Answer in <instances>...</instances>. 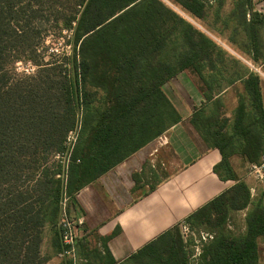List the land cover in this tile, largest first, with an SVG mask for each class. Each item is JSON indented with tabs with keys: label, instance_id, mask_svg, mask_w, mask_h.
Instances as JSON below:
<instances>
[{
	"label": "trees",
	"instance_id": "trees-1",
	"mask_svg": "<svg viewBox=\"0 0 264 264\" xmlns=\"http://www.w3.org/2000/svg\"><path fill=\"white\" fill-rule=\"evenodd\" d=\"M169 1L198 20L206 18L208 0ZM76 5L75 14V0H0V264H48L59 256L64 196L77 206L79 191L181 122L163 88L186 71L206 88L207 102L240 80L246 95L232 122L220 119L218 100L215 112L208 115L201 107L191 118L207 147L222 155L215 174L235 182L184 221L193 234L209 236L196 262L259 264L264 192L252 199L230 162L234 156L250 164L264 159L259 75L227 59L218 44L161 0H77ZM221 8L219 2L217 19ZM253 11V0H237L228 21L237 22L235 33L240 27L246 35L243 53L264 65V15ZM74 23L72 58L38 65L31 77L15 74L13 63L27 52L40 57L37 40L48 27L71 29ZM230 41L238 44L234 37ZM76 128L77 142L65 166L66 138ZM245 210L246 230L234 234L230 217ZM47 229L50 253L45 254ZM107 240H102L105 255L92 254L103 264H117ZM194 242L195 237L184 240L179 224L122 264H192L188 246ZM87 245L82 236L77 251Z\"/></svg>",
	"mask_w": 264,
	"mask_h": 264
},
{
	"label": "crops",
	"instance_id": "crops-1",
	"mask_svg": "<svg viewBox=\"0 0 264 264\" xmlns=\"http://www.w3.org/2000/svg\"><path fill=\"white\" fill-rule=\"evenodd\" d=\"M253 8L254 13L264 15V0H253ZM228 19L222 22L221 31L226 39L219 42L243 62L235 60L239 66L259 75L264 107V65L243 53L241 45L248 43L246 35L240 27L235 33L237 22ZM247 19L249 22L251 13ZM225 23L230 24V32ZM260 32L264 39V26ZM231 37L238 44L231 42ZM195 83L184 72L166 84L164 92L180 114L181 122L79 191L74 197L77 206L70 201V216L82 222L79 238L86 236L88 241L86 249L76 250V264H86L88 259L93 264H103L92 253L97 250L101 256L105 255L102 241L105 239L115 262L125 263L235 185L234 181H222L215 174L214 167L221 162L222 155L219 150L208 148L191 125L195 109L204 101ZM230 162L236 176L250 188L252 199L263 193L264 182H257L249 172L250 163L241 156L232 157ZM247 212L241 211L236 216L241 214L244 220ZM228 227L234 234L246 230L244 222L239 228L231 224ZM258 254L259 264H264V236L258 239ZM59 262L56 257L48 264Z\"/></svg>",
	"mask_w": 264,
	"mask_h": 264
},
{
	"label": "rangeland",
	"instance_id": "rangeland-1",
	"mask_svg": "<svg viewBox=\"0 0 264 264\" xmlns=\"http://www.w3.org/2000/svg\"><path fill=\"white\" fill-rule=\"evenodd\" d=\"M166 6H168L170 9H172L174 12H176L180 17L184 18L187 22L192 24L195 28L198 30L202 31L206 36H208L210 39H212L218 46L226 52V57L227 59L231 60H238V58L234 57L230 52H228L224 47L221 45L219 41L222 40V38L226 39L224 35H226L223 31L222 28V22L225 20V18H230V15L234 9L235 3L237 0H208V9H207V14L206 18L204 20H198L191 16L189 13L178 7L177 5L173 4L169 0H161ZM219 2H222V8L220 9V16L223 17V19L220 17L217 19L215 17V10L219 8ZM77 0H75V14L76 10H78L77 7ZM69 6V8L74 7V4L68 3L66 4ZM67 14H70V11H68ZM76 26V23L72 25L71 29H57V28H52L48 27L47 32L44 34L43 40H37L39 43L37 46V54L40 55V57H31L30 56V51L27 52L25 55L22 56V58L19 61H15L13 63V70L15 74H17L18 77H31L36 75V73L39 70L38 65H47L53 61H62L64 58H72L74 56V29ZM225 27V26H224ZM227 32H230L232 28L230 27V24L228 27ZM218 32H221L222 34H218ZM231 35H228L230 37ZM217 38V39H216ZM219 39V40H218ZM66 61V60H65ZM239 62L243 63L242 61L238 60ZM67 62V61H66ZM66 68H71V64L68 63L65 65ZM34 68V72H32V69ZM237 70V69H235ZM186 73L190 76V78L195 79V85L203 96V92L206 90V88L202 85L201 82H199L198 77L195 76L193 71H186ZM198 85V86H197ZM226 87V86H225ZM206 92V91H205ZM211 94V91L209 92ZM215 95V93H214ZM245 91H244V80L238 81L236 84L231 86L228 90H224L221 94H219L214 101L207 102L204 101L202 102L201 106L198 108H204L206 111V114H212L213 112L216 111L217 106L214 104L217 100L219 101L220 104V110H217L219 112V116L221 120H227L228 122H232L235 118V113L236 110L239 106V103L241 100L245 98ZM218 104V106H219ZM196 108V109H198ZM195 109V110H196ZM219 124V122H218ZM75 147V146H74ZM57 160L61 158H56ZM257 167V169H254L253 167ZM263 166V175H264V159H261L259 163L256 164H251L249 167V172L254 175L255 180L257 182H264V179H260L258 177L259 173V168ZM264 192V191H263ZM263 194V193H262ZM262 194H258L255 200L259 199ZM71 200H69L70 203ZM69 206L67 205L66 210H67V217L68 219L75 220L72 216L69 214ZM239 214V212L232 213L230 217L229 224L235 226V227H241L244 224H246L245 219L243 220V217H241V214L237 217L236 214ZM61 219V218H60ZM60 222V220H59ZM59 225V223H58ZM236 230V229H235ZM46 238L43 244V252L45 254L50 253L49 249V233H51L50 229L46 230ZM199 233V234H198ZM206 236L205 234L200 232H196L193 235L190 234V238H194L196 242L195 246L192 245V243L188 246V250L192 251L193 254L201 253L203 244L207 242V236L205 237L206 240L204 241L202 238ZM198 237H201L199 239ZM58 258L60 259V262L64 259H61L59 256ZM55 259V258H54ZM192 264H197L195 260H193ZM59 262V263H60Z\"/></svg>",
	"mask_w": 264,
	"mask_h": 264
},
{
	"label": "built area",
	"instance_id": "built-area-1",
	"mask_svg": "<svg viewBox=\"0 0 264 264\" xmlns=\"http://www.w3.org/2000/svg\"><path fill=\"white\" fill-rule=\"evenodd\" d=\"M34 68L32 69V72H34ZM78 131L79 128H76L74 130H72L71 132H69L67 138H66V155L63 159V163L65 164V166H67L69 164L68 158L70 157L74 146L77 142V138H78ZM56 158H61L60 156H57ZM254 169H257V167H253ZM259 173H258V177L260 179H264V175L262 173L263 171V166L261 168H259ZM69 198L67 196H64L63 201L61 203V219L59 222V228L61 230V239H62V245H63V251L59 254V257L61 259L64 260H69L71 261L73 264H76L77 262V242L79 239V231L82 227V222L79 220H71L68 219L67 217V210L66 207L67 205L69 206V210H70V203H69ZM70 214V212H69ZM181 232H182V236L184 238L185 241L188 240V238L190 237V234L193 235V233L190 230L189 225L185 224L184 222L181 223ZM206 235V234H205ZM207 239L209 238L208 235ZM206 236H204L202 239L205 241L206 240ZM201 253H197L194 254L192 257V260L197 261V259L199 258Z\"/></svg>",
	"mask_w": 264,
	"mask_h": 264
}]
</instances>
